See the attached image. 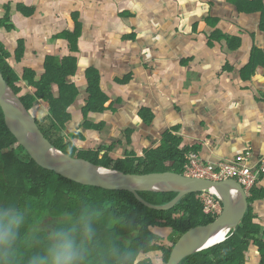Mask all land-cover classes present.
I'll use <instances>...</instances> for the list:
<instances>
[{"label": "crops", "instance_id": "1", "mask_svg": "<svg viewBox=\"0 0 264 264\" xmlns=\"http://www.w3.org/2000/svg\"><path fill=\"white\" fill-rule=\"evenodd\" d=\"M237 0H0V18L11 7L15 26L3 35L13 52L26 54L21 68L44 73L47 55L67 45L57 39L73 22L81 24L87 52L70 81L86 95L87 71L96 70L107 110L92 119L104 123L97 134L83 132L79 148L114 146L116 156L157 148L167 132L198 146L204 162L234 161L249 154V165L264 158V68L245 81L254 46L264 47L258 13H239ZM33 10L31 16L18 9ZM216 31L220 35L214 36ZM242 45L236 49L232 38ZM230 40V41H229ZM20 74V73H19ZM28 81H24L26 86ZM82 100L79 102L81 103ZM75 105V112L80 108ZM144 112V114L142 113ZM149 119L151 120L150 122ZM92 139V143L90 144ZM250 214L264 242V176L252 190ZM246 264H264L256 245Z\"/></svg>", "mask_w": 264, "mask_h": 264}, {"label": "trees", "instance_id": "2", "mask_svg": "<svg viewBox=\"0 0 264 264\" xmlns=\"http://www.w3.org/2000/svg\"><path fill=\"white\" fill-rule=\"evenodd\" d=\"M235 4L239 13L260 15L259 26L264 35V0H237ZM18 10L24 15L33 14V10L24 5ZM5 12L0 18L1 72L54 146L71 157L126 174L174 172L184 175L188 155L198 153L199 147L185 146L175 130L167 132L157 148L140 155L127 152L116 156L114 146L79 148L76 143L85 142L88 137L77 131L78 122L87 134L101 132L105 124L95 121L92 116L96 118L107 110L109 98L101 89L98 72L92 68L86 74L88 87L84 98L70 81L79 70L78 55L88 50L81 40L82 25L77 14L69 28L56 35L57 39H63L67 48L61 47L57 53L47 55L43 62L44 73L40 76L32 67H20L26 54L25 43L19 42L13 52L7 48L3 35L15 26L11 7ZM217 35H220L219 31L214 33ZM231 41L235 47L229 46V49L236 50L242 45L239 37ZM261 67L264 68V47L254 46L248 65L241 71L243 80H251ZM24 81H28L26 86ZM77 102L81 105L75 112ZM139 195L152 205L163 206L178 194L143 192ZM198 195L184 197L169 211H157L144 206L130 192L83 186L44 170L10 133L0 108V202L14 203L27 212L28 228L35 238L34 247L22 249L24 254L42 248L51 231L83 212L91 217L95 229L94 239L87 245L91 250L87 264H115L114 251L131 253L126 264H156V256L161 257L162 264H167L175 244L185 233L209 225L218 218L204 213ZM252 200L254 197H249L250 203ZM163 232L169 236L163 237ZM260 235L259 226L249 211L236 233L229 235L226 241L186 258L181 264H246V253L251 244L264 255ZM167 240L169 245L165 244Z\"/></svg>", "mask_w": 264, "mask_h": 264}, {"label": "water", "instance_id": "3", "mask_svg": "<svg viewBox=\"0 0 264 264\" xmlns=\"http://www.w3.org/2000/svg\"><path fill=\"white\" fill-rule=\"evenodd\" d=\"M0 108L8 130L39 167L77 184L130 192L144 206L157 211H169L191 194L217 193L223 203L222 214L213 223L185 233L175 244L167 264H181L186 258L223 243L229 235L236 233L248 213L249 197L243 186L233 179L215 181L174 172L126 174L65 154L45 137L31 112L5 80L1 69ZM143 192L178 195L166 205L155 206L139 195Z\"/></svg>", "mask_w": 264, "mask_h": 264}, {"label": "clouds", "instance_id": "4", "mask_svg": "<svg viewBox=\"0 0 264 264\" xmlns=\"http://www.w3.org/2000/svg\"><path fill=\"white\" fill-rule=\"evenodd\" d=\"M95 236L90 216L80 212L51 231L42 248L34 247V233L28 228L27 212L10 202H0V264H87L89 245ZM115 264H126L130 252L114 251ZM144 258V253H140ZM139 264V262H137Z\"/></svg>", "mask_w": 264, "mask_h": 264}, {"label": "built area", "instance_id": "5", "mask_svg": "<svg viewBox=\"0 0 264 264\" xmlns=\"http://www.w3.org/2000/svg\"><path fill=\"white\" fill-rule=\"evenodd\" d=\"M249 154L239 157L234 161H221L219 163H204L198 153H191L187 157L184 175L195 178L222 181L233 179L240 183L248 197L257 185L259 179L264 176V158L254 166H250ZM198 199L204 206V213L210 216H220L222 207L219 197L212 192L199 193Z\"/></svg>", "mask_w": 264, "mask_h": 264}, {"label": "rangeland", "instance_id": "6", "mask_svg": "<svg viewBox=\"0 0 264 264\" xmlns=\"http://www.w3.org/2000/svg\"><path fill=\"white\" fill-rule=\"evenodd\" d=\"M212 193H214V192H212ZM214 194H215L216 197H219L220 203H221V207H222V210H223V203H222V200H221L220 196L217 193H214ZM162 234H164V235H162L163 237L169 236V234H167L166 232H163ZM168 241L169 240L165 241L166 242L165 244H168L169 245ZM155 261H156V264H162V260H161V257L160 256H156L155 257Z\"/></svg>", "mask_w": 264, "mask_h": 264}]
</instances>
